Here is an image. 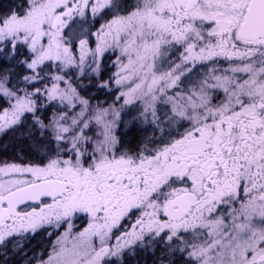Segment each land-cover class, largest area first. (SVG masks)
<instances>
[{"label":"snow or ice","instance_id":"1","mask_svg":"<svg viewBox=\"0 0 264 264\" xmlns=\"http://www.w3.org/2000/svg\"><path fill=\"white\" fill-rule=\"evenodd\" d=\"M0 63V132L31 114L40 160L0 166V247L46 234L24 264L158 247V264H264V0H27L0 13ZM85 75L115 100L93 105ZM136 122L151 134L120 147Z\"/></svg>","mask_w":264,"mask_h":264},{"label":"trees","instance_id":"2","mask_svg":"<svg viewBox=\"0 0 264 264\" xmlns=\"http://www.w3.org/2000/svg\"><path fill=\"white\" fill-rule=\"evenodd\" d=\"M1 2H4V0H0V3ZM6 2H9L8 10L4 12H8L9 10L14 9L20 12V14H23L24 9L27 7V0H8ZM24 49H26V47H24ZM20 51L23 52V50L21 49ZM9 66L10 65H8L7 63H0V68ZM107 68L108 67H106V69ZM16 71L19 72L20 75L24 74L21 66H17ZM102 79H105L104 75H102ZM90 80L92 82L94 78H91ZM98 84L99 83L97 82L91 83L88 89L86 87H83L79 89V91L81 95L85 96V98H90L92 104H96L98 101H102L105 102L104 106H107V104H110L115 100L117 91L110 93L107 89L98 90ZM24 86L25 85H20V87ZM7 105L8 102L6 100L0 99V111H2L4 107H8ZM52 112L53 111L51 110V107H46L41 109L37 114L40 115L41 118L47 119L48 116L52 115ZM24 120L32 121L31 114L27 115ZM131 125L133 124H130L127 128L121 127V129H126V131H123L122 134L118 135V137H120L122 140V144L120 145V147H139L141 143L140 138H138L140 133L133 128H131L132 130H129ZM26 133L27 123L26 125H17L13 128H10L0 135V165L10 162L27 164L34 158H38L32 148L31 141H33V139L27 137ZM38 134V131L34 132L33 138L35 139ZM53 239H55V236L49 238L46 234L35 235L30 240L24 239L22 241L23 251L6 252V255L4 256H6L7 258V264H24V260L32 257L33 255H39L42 256V258H47V251L50 250L51 241ZM25 252L27 253L26 256H24ZM158 256L159 254L157 253L152 255L150 253L149 259L147 260V258H143L142 261L139 262V264H158ZM33 264H35V260H33ZM125 264H129V262L125 261Z\"/></svg>","mask_w":264,"mask_h":264},{"label":"rangeland","instance_id":"3","mask_svg":"<svg viewBox=\"0 0 264 264\" xmlns=\"http://www.w3.org/2000/svg\"><path fill=\"white\" fill-rule=\"evenodd\" d=\"M6 1H8V0H6ZM5 0H4V2H1L0 3V13H3L4 11H7L8 10V4H9V2H6ZM125 2L126 3H129V4H134L135 3V0H125ZM21 50H23V52L25 53V54H27V49H24V48H21ZM177 55H178V53H177ZM108 57H110V59L109 58H106L105 59V65H106V67H108L106 70H105V72H104V78L105 79H107V76L108 75H111V73L112 72H115L116 71V69H115V67H113L112 65H111V60H113V59H115V57L114 56H112L111 55V53H109L108 54ZM75 71H78V70H70L69 71V75L70 76H72V77H74L75 76ZM91 78H94V80L91 82ZM78 83H80V84H82V85H84V87H86L87 89L90 87V84L91 83H94V82H97V83H99V81L96 79V77L93 75V76H91V77H89V76H87V75H85V76H83L79 81H77ZM91 82V83H90ZM81 89V88H80ZM103 90V89H102ZM115 91H118L117 89H115V88H113V90L111 91V92H115ZM110 92V93H111ZM116 95H117V93H116ZM41 103H45V101H43L42 100V102ZM54 105H56L57 107H59V102L58 101H56V102H52ZM121 103H123V101L121 100V101H119L118 103H117V107H119V104H121ZM93 105H95V104H93ZM8 106V105H7ZM137 106H139V105H137ZM53 107H51V110L53 111V109H52ZM131 108V106H128V108H126L125 109V111H129V109ZM76 111H79V108H77L76 109ZM27 115H30V114H26V116ZM132 115H135V113H132ZM51 116H48V118H50ZM123 119L125 120V121H127L128 119H129V117L128 116H124L123 117ZM26 123H27V133H26V135H27V137H29L30 139H33V141H31L32 143V148H33V151H34V153H35V155L37 156V154H36V152H35V150H34V147H33V142H34V138H33V134H31V135H29V129H30V127H31V125H32V121H30V120H24V122H22L21 124H19V125H26ZM130 125V124H129ZM129 125L127 126V127H129ZM121 127H125V125L123 124V123H121V124H119L118 125V127H117V131H116V134H117V136L118 135H120V134H122V132L123 131H126V129H121ZM127 127H125V128H127ZM131 128H133V129H136L139 133L141 132V131H144V129L145 128H147V131H150L151 130V127H149L148 125H143V124H141V123H139V122H136V123H133V125H131V127H130V129L129 130H132ZM8 130V129H7ZM6 131V130H5ZM4 132V131H3ZM3 132H0V135L3 133ZM39 135V134H38ZM38 157V156H37ZM10 163H14V162H10ZM36 164V163H40V160L38 159V158H34L33 160H31V162H28L27 164H21V163H16V164H21V165H28V164ZM4 164H2V165H0V166H3ZM86 220H76L75 221V223H76V225H77V228H76V230H80V228H82L83 226H85L86 225ZM64 229L62 228V229H60L59 231H63ZM57 234H59V232L57 233ZM33 236H29L28 238H26V240H30L31 238H32ZM54 240V239H53ZM113 243L115 242V239L113 238V241H112ZM8 251H10V252H13V242H10V243H8V244H6L5 246H2V247H0V260L2 261L4 258H6V256H4V255H6V252H8ZM159 251V249H156V251H152V250H150L149 249V252L151 253V255H152V253H157ZM142 253V252H141ZM159 254V253H158ZM143 258H145V255L144 254H138V256H136V257H134V259H132V257L130 258V257H128L127 255H125L124 256V261H128L129 262V264H132V263H136L137 261H139V262H141L142 261V259ZM149 259V257H147V260ZM114 262L116 261V260H113ZM132 262V263H131Z\"/></svg>","mask_w":264,"mask_h":264},{"label":"flooded vegetation","instance_id":"4","mask_svg":"<svg viewBox=\"0 0 264 264\" xmlns=\"http://www.w3.org/2000/svg\"><path fill=\"white\" fill-rule=\"evenodd\" d=\"M220 59H221V63H218V64L216 65V67H219V68H221V69L228 67L227 62H226V61H223V58H220ZM209 67H211V65H209ZM150 134H151V130H150V131H141L140 134H139V137H138V138H140V140H141L142 137H144V136H149ZM157 135H159V133H157ZM85 220H86V219H85ZM134 220H135V217H132V221H125V222H124L125 226L130 228V227H131V222H134ZM123 230H124V229L121 228V231H123ZM116 234L119 235V233H116ZM157 249H159V247H158ZM141 252H142V253H141ZM141 252H139V253H140V254H144V255H145V258L150 257V252H149V250L141 251ZM158 253H159V251L157 252V254H158ZM152 254H154V253H152ZM147 255H148V256H147ZM132 259H134V257H132ZM182 259H183V258L180 257L179 254H178L176 264H182ZM112 260H117V258H112Z\"/></svg>","mask_w":264,"mask_h":264},{"label":"water","instance_id":"5","mask_svg":"<svg viewBox=\"0 0 264 264\" xmlns=\"http://www.w3.org/2000/svg\"><path fill=\"white\" fill-rule=\"evenodd\" d=\"M21 208H23V206H20Z\"/></svg>","mask_w":264,"mask_h":264},{"label":"bare ground","instance_id":"6","mask_svg":"<svg viewBox=\"0 0 264 264\" xmlns=\"http://www.w3.org/2000/svg\"><path fill=\"white\" fill-rule=\"evenodd\" d=\"M19 252V251H18ZM19 258V257H18Z\"/></svg>","mask_w":264,"mask_h":264}]
</instances>
